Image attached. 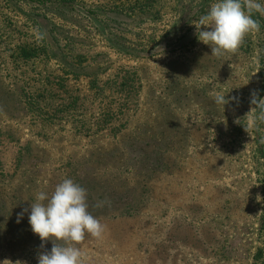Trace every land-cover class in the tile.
<instances>
[{
	"label": "rangeland",
	"instance_id": "374dc122",
	"mask_svg": "<svg viewBox=\"0 0 264 264\" xmlns=\"http://www.w3.org/2000/svg\"><path fill=\"white\" fill-rule=\"evenodd\" d=\"M104 2L121 12L136 1L73 0L38 19L34 0H0V264H38V255L51 250L52 241L41 248L31 230L30 205L38 191L50 193L65 178L88 184L94 201L88 211L106 226L102 239L88 236L79 245L85 264H264V124L250 135L244 130L251 93L264 98V32L248 35L238 53L217 58L194 24L215 0H158L159 19L140 11L139 35L127 36L137 50L148 35L157 42L121 57L101 35L62 19L68 7L83 18ZM105 17L117 22L114 14ZM54 25L58 35L39 27ZM37 27L46 33L42 42ZM63 30L84 42L74 46L79 54L109 61L100 66L99 85L119 64L135 68L140 89L131 92L133 116L118 136L74 137L70 121L42 125L22 108V87L44 94L50 111L76 99L77 114L93 126L98 102L90 107L95 94L88 78L67 75L51 56L20 65L11 56L44 41L56 46ZM183 36V46L175 47ZM217 92L229 103L216 104ZM26 143L34 149L19 171L17 154ZM24 208L29 211L17 223Z\"/></svg>",
	"mask_w": 264,
	"mask_h": 264
},
{
	"label": "trees",
	"instance_id": "16d2710c",
	"mask_svg": "<svg viewBox=\"0 0 264 264\" xmlns=\"http://www.w3.org/2000/svg\"><path fill=\"white\" fill-rule=\"evenodd\" d=\"M24 1V0H19ZM27 1V0H25ZM73 0H34L36 3L35 12L36 17L38 19L43 18L47 13L55 14L53 6H65L71 4ZM136 2L131 5L128 4L127 8L121 12H114L110 10L109 2H104L103 4L96 6V11L93 12L91 10H86V15L82 18L81 15L74 13L71 7L65 12V16L62 18L63 21L72 24L79 31L90 34L97 33L102 36V39L106 41V45L109 49L115 52L118 56L125 57L124 55H132V51L137 53L147 52L149 45L155 43L154 35H148L144 39H140L138 42L140 48L137 50L135 48L136 43H134V47H131V40L127 38V36L139 35V33L135 34L138 31L137 27L140 22L138 20L137 13L142 12V15L154 16L156 13V19H159V12L156 9L158 5V0H135ZM260 3L264 4V0H259ZM67 7V6H66ZM45 13V14H40ZM108 13L114 14V19L117 22L111 23L106 22L105 17ZM116 13H119L116 15ZM103 16V17H102ZM254 19L259 20L260 22V31L264 32V17L259 16V14H255ZM123 19H126L124 24H122ZM109 20V19H108ZM123 25V26H122ZM141 25V24H140ZM44 29L45 32L49 35H58V30L55 28L56 26H47ZM127 27V28H126ZM93 32H91V30ZM66 32V30H63ZM70 31L66 32V35H63V40L59 42L57 38H54L55 45L52 46L48 41H44L38 48L32 47H24L18 48L15 54H12L13 61L16 65H20L22 63L29 62L33 59L38 58V60H49L51 58L62 67L63 71L66 72L67 75H72L74 77L79 78L80 76H84L89 79L90 89L94 91L95 97L90 102L91 105L97 103L96 112L97 115H94L93 126H89V121L83 118V114H77L82 104H78L77 100H72L67 103L65 106L61 105L60 109H56L54 111H50L46 109L44 104L42 105V99H45V95L38 94H30L27 92L26 88H21V96L18 97V100L22 102V108L30 111L28 115L31 116L33 121L39 122L42 125L53 126L59 125L61 121H70L71 126L73 127V136L81 137L87 135H99L101 133H108L112 136H118L124 129L126 122H130V117L133 116V112L131 108H135V105L131 102L133 96L131 92H135V89H140L138 83V75L135 72V68H130L128 66L120 65V68L112 75L108 77L105 83L102 85L98 84V75L101 71L100 66L108 65L109 61H101L97 60L101 58V55L88 57V54H79L76 51L74 46L82 45L84 42H77L76 38L69 37ZM60 34H62L60 32ZM59 34V35H60ZM144 35V34H143ZM187 40L186 36L179 38L178 41L174 42L175 47H182V42ZM157 42V41H156ZM182 45V46H181ZM96 59V60H95ZM96 66V69L95 67ZM18 67V66H16ZM264 76V75H263ZM57 84H60L61 78H56ZM134 85V86H133ZM264 85V84H263ZM42 92H46L43 90ZM264 91H261L263 93ZM85 114V113H84ZM88 124V125H87ZM90 133V134H89ZM13 138V137H10ZM33 144H25L19 149L18 152V170H22V166H24L28 158L31 160V153L33 148ZM1 165V163H0ZM167 168L168 163L166 162ZM170 168V167H169ZM23 171H28L23 169ZM74 173V170L72 171ZM3 181L2 170L0 167V182ZM78 183V181H76ZM84 185H88L87 183ZM82 185V187H85ZM21 187V186H19ZM22 190L17 189L16 191ZM88 204H94V201L91 196L87 197Z\"/></svg>",
	"mask_w": 264,
	"mask_h": 264
},
{
	"label": "clouds",
	"instance_id": "9594fccd",
	"mask_svg": "<svg viewBox=\"0 0 264 264\" xmlns=\"http://www.w3.org/2000/svg\"><path fill=\"white\" fill-rule=\"evenodd\" d=\"M255 14L264 17V4L259 0H215L207 14L194 22L198 40L211 47L212 56L234 55L248 35L260 31L259 20L253 18ZM34 31L37 41L42 42L46 33L38 27ZM212 95L218 105L229 103L222 93ZM250 104L254 107L247 113L248 123L244 126L249 135L259 124H264V98L253 91ZM261 142L264 143V139ZM87 197V190L70 178L63 179L50 193H36L35 202L30 205L29 224L33 233L39 236L41 248L45 242L52 241L51 250L38 255V264H85L79 245L88 236L102 239L106 230V226L88 211ZM103 204L98 202L95 206L102 207ZM28 211L24 208L17 214V223Z\"/></svg>",
	"mask_w": 264,
	"mask_h": 264
}]
</instances>
